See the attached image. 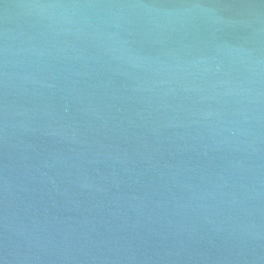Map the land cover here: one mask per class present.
I'll return each instance as SVG.
<instances>
[{"label":"water","instance_id":"water-1","mask_svg":"<svg viewBox=\"0 0 264 264\" xmlns=\"http://www.w3.org/2000/svg\"><path fill=\"white\" fill-rule=\"evenodd\" d=\"M0 264H264V0H0Z\"/></svg>","mask_w":264,"mask_h":264}]
</instances>
